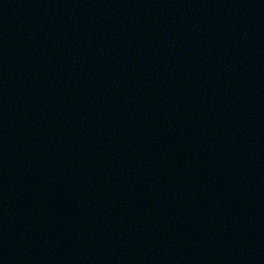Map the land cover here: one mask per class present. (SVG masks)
Here are the masks:
<instances>
[{
	"label": "water",
	"instance_id": "obj_1",
	"mask_svg": "<svg viewBox=\"0 0 264 264\" xmlns=\"http://www.w3.org/2000/svg\"><path fill=\"white\" fill-rule=\"evenodd\" d=\"M0 264H264V0H0Z\"/></svg>",
	"mask_w": 264,
	"mask_h": 264
}]
</instances>
